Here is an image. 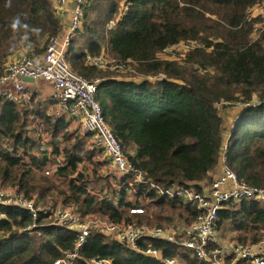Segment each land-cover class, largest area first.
I'll use <instances>...</instances> for the list:
<instances>
[{"label":"trees","instance_id":"obj_1","mask_svg":"<svg viewBox=\"0 0 264 264\" xmlns=\"http://www.w3.org/2000/svg\"><path fill=\"white\" fill-rule=\"evenodd\" d=\"M256 3L264 0H88L85 5L66 61L77 74L89 80L102 79L95 99L106 122L132 164L159 184L199 189V182L211 180L225 143L226 161L238 178L264 187V30L252 39L254 23L261 19L248 20L246 16L248 7ZM60 31L53 0H0V73L18 50L26 49L23 52L29 55L41 53ZM197 39L202 40L201 46L190 50L185 60L192 65L190 69L157 57L180 41ZM103 50L119 62H134L141 76L164 73V77L157 81L118 78L116 71H101L86 62L87 55ZM220 101L240 104L228 138L226 120L215 107ZM35 114L43 117L54 138L61 134L54 150L62 151L67 161L46 176L41 173L46 156L26 160L0 148L1 185L14 186L26 198L38 199L42 208L61 203L75 206L82 215L100 214L113 221L161 225L174 215L185 223L195 219L190 204L158 197L151 190H145L143 201L128 200L125 190L117 205L102 199L94 192L96 185H91L94 179H87L78 167L101 153L86 148L79 136L67 131L65 122L39 108ZM28 118L29 114L20 115L12 102L0 101V142L6 138L30 153L35 142L26 129ZM93 164L92 177L101 183L97 162ZM136 207L142 208V213L129 212ZM262 214L259 204L243 201L222 208L218 219L251 230ZM30 222L25 212L12 209L7 219L0 220V264H52L74 251L73 230L38 223L32 233L19 232V227ZM138 243L143 248L149 244L160 249L162 258L180 257L179 264H210L173 241ZM93 259H108L111 264H166L95 231L79 247L74 264H89Z\"/></svg>","mask_w":264,"mask_h":264},{"label":"built area","instance_id":"obj_2","mask_svg":"<svg viewBox=\"0 0 264 264\" xmlns=\"http://www.w3.org/2000/svg\"><path fill=\"white\" fill-rule=\"evenodd\" d=\"M87 2L88 0H54L55 12L67 19V31L52 38L41 53L29 55L22 52L23 54L9 59L3 66L0 73V101L12 102L20 115L29 114L26 129L35 144L28 153L23 147L13 146L5 138L0 142L1 151L26 160L46 156V165L41 169V173L46 176L57 172L65 164L67 160L63 152L54 150V142H59L61 137L58 134L54 138L47 130L43 117L35 114L36 108H39L54 120L65 122L67 130H74L86 146L101 153L99 157L95 156L91 161L85 160L78 167L85 176L92 177L93 162H97L95 169L103 180L102 185L100 183L101 186L94 192L102 199L117 205L121 192L125 190L128 192V200L143 201L147 194L145 190H151L158 197L190 204L196 211V217L189 223L174 221L165 227L125 219L113 221L107 216L93 220L92 214L82 215L75 206L59 203L55 207L42 208L37 203L38 199H28L16 187L0 184V220L7 219L8 210L12 209L25 212L31 218L29 224L19 227V232L32 233L38 223L73 230L76 233L74 251L65 253L52 264H74L79 247L94 231L104 233L109 239L137 252L162 259L166 264H179L180 257L162 258L160 249L149 244L143 248L138 242L161 239L173 241L191 256L210 264H264V187L248 184L238 178L226 161L225 143L219 152V171L210 181L200 184L199 189L193 185L176 183L163 186L148 177L143 170L136 168L128 159L127 150L112 132L95 99L96 89L102 79L89 80L77 74L66 61L71 37L81 27L83 9ZM113 25L114 21H110L109 26ZM177 46L187 52L200 47L201 43L197 40L180 41L170 47ZM86 62L101 71L120 73L126 70V63L130 60L119 62L102 52L87 55ZM163 77V74H158L157 79L161 80ZM26 78L32 81H26ZM38 81H44L50 87L49 94L45 93L41 98L37 95ZM226 103L217 102L215 107L217 109ZM225 135L228 138V131ZM243 201L257 203L263 209L260 222L251 232L250 229L234 227L229 220L219 222L218 219L222 208L235 207ZM142 211L140 207L130 210L131 213ZM40 217L42 221H39ZM94 227L101 229L92 231L91 228ZM89 264L111 263L108 259H93Z\"/></svg>","mask_w":264,"mask_h":264},{"label":"rangeland","instance_id":"obj_3","mask_svg":"<svg viewBox=\"0 0 264 264\" xmlns=\"http://www.w3.org/2000/svg\"><path fill=\"white\" fill-rule=\"evenodd\" d=\"M246 11H247L246 16H247V19L248 20L253 19L254 17H260V19H261L260 21H257L256 23H254V27L252 28L251 37H252V39H256V38H258V36L260 34H262L261 32L264 30V3H256V4L248 7V9ZM197 41H199L202 44V40L197 39ZM192 51H189V52L187 51L186 52L180 46H177V47H168V48L164 49L162 52H160L157 57L160 60L175 61V62H177V65H184L185 67H187V68L190 69V67L192 65L191 64H189V65L186 64V61L185 60L187 58V55L190 52H192ZM102 52H105V53L108 54V51L107 50H103ZM21 54H23V53H21ZM126 65H127V68H126L125 71L120 72V73L119 72H116L115 75L116 76H119V77H134L135 79L147 78L150 81H157L158 80L157 79L158 74H163L164 75V73H157V74H155L153 76L152 75H150V76H141L136 71V66H135V63L134 62H131L130 61V62L126 63ZM105 72H107V71H105ZM42 82H44V81H39V83H42ZM253 98H256V97L253 96ZM226 102L227 103L225 105H222L219 108H217V110L219 111L218 113L222 114L223 117L226 120L225 121V124H226L227 130H226L225 134L227 133L228 129L233 125L232 123H229L228 122V121H230L229 119L235 114L236 108H239L240 107L239 101L238 102L226 101ZM67 131L68 132H72L74 134V136H78L75 133L74 130H67ZM59 135H61V134H59ZM86 148H89V147L86 146ZM86 178L89 179V180L94 179V184H91V185L92 186L93 185H96V189L99 188L100 182L98 180H96V176H94V177L87 176ZM62 183H65V182H62ZM100 216H101L100 214H92L91 215V219L95 220V219H97ZM101 217H104V216H101ZM52 218H54V216ZM133 221H135V220H133ZM174 221H184V220H183V218H178L177 215H174L173 216V219L170 222H168L166 224H163L162 223L161 226H164V227L165 226H170ZM151 224L158 225L157 223H154V222L151 223ZM96 229H101V228H95V227L94 228H91L92 231H94ZM242 230H244V229H242ZM251 231H252V229L250 230V232ZM108 239H109V237H108Z\"/></svg>","mask_w":264,"mask_h":264},{"label":"crops","instance_id":"obj_4","mask_svg":"<svg viewBox=\"0 0 264 264\" xmlns=\"http://www.w3.org/2000/svg\"><path fill=\"white\" fill-rule=\"evenodd\" d=\"M54 1V0H53ZM58 20H59V23H60V26H61V31L59 32V34H63L64 32L67 31V27H68V22H67V19L65 16L61 15V14H58L57 12H55ZM26 49H20L18 50L13 56L10 57V59H13V58H17L18 56H20V54ZM37 87H38V90H37V95L39 98H41L45 93L49 94L50 92V87L47 83H39V81L37 82ZM237 110H239L238 108H236L235 110V114L229 119L230 121H228L229 123H234V120L235 118L237 117L236 113H237ZM226 115V114H225ZM224 115V116H225ZM219 159L217 161V164L215 165V167L213 168V170L211 171V175H215L218 171H219ZM206 182L205 180L199 182V184L201 185H204Z\"/></svg>","mask_w":264,"mask_h":264},{"label":"water","instance_id":"obj_5","mask_svg":"<svg viewBox=\"0 0 264 264\" xmlns=\"http://www.w3.org/2000/svg\"><path fill=\"white\" fill-rule=\"evenodd\" d=\"M25 80H26V81H32V79H30V78H26Z\"/></svg>","mask_w":264,"mask_h":264}]
</instances>
